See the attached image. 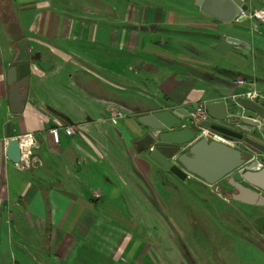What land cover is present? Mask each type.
Here are the masks:
<instances>
[{
    "label": "crops",
    "instance_id": "crops-1",
    "mask_svg": "<svg viewBox=\"0 0 264 264\" xmlns=\"http://www.w3.org/2000/svg\"><path fill=\"white\" fill-rule=\"evenodd\" d=\"M244 1L250 13L264 8ZM13 3L32 60L15 113L18 40L0 36V264H165L142 220L165 221L168 185L151 177L167 170L137 144L149 132L139 118L182 108L186 124L200 101L238 115L233 96L246 88L235 78L264 92V24L225 20L221 3L207 11L197 0ZM29 133L38 162L23 169L6 150Z\"/></svg>",
    "mask_w": 264,
    "mask_h": 264
},
{
    "label": "rangeland",
    "instance_id": "rangeland-1",
    "mask_svg": "<svg viewBox=\"0 0 264 264\" xmlns=\"http://www.w3.org/2000/svg\"><path fill=\"white\" fill-rule=\"evenodd\" d=\"M19 34V17L13 0H0V36L9 38ZM229 116L227 122L239 129L233 114ZM238 116L257 119L254 126H248L251 131L245 135L264 144V121L247 110L240 111ZM236 145L252 159L264 162V153L257 148L244 141ZM151 181L168 185L167 196L162 197L166 208H161L165 232L154 216L147 218L148 222L140 214L138 218L150 229L149 250L161 262L264 264V207L232 199L234 190L226 180L209 185L195 175L181 179L167 170L166 174L151 177Z\"/></svg>",
    "mask_w": 264,
    "mask_h": 264
},
{
    "label": "water",
    "instance_id": "water-1",
    "mask_svg": "<svg viewBox=\"0 0 264 264\" xmlns=\"http://www.w3.org/2000/svg\"><path fill=\"white\" fill-rule=\"evenodd\" d=\"M202 10H210L214 3H221L226 11L225 20L245 19L250 13L244 0H197ZM244 12L245 15L241 16ZM227 42H235L232 38ZM237 43V42H236ZM32 56L26 38L17 42V52L13 60L14 66L9 70V83L16 82L17 87H25L19 97H14L12 109L19 113L23 109V101L28 93L30 79V63ZM239 106L250 111L260 120L264 121V105L248 97H241ZM208 112L218 120H227L230 116L225 101L213 102L207 105ZM187 112L182 108L177 111L161 110L140 116L139 121L148 128L149 132L137 144L142 151H147L150 158L160 164L164 169L172 172L181 179L192 174L209 185H215L230 176V184L237 190L232 193V199L250 205L264 206V163L260 160L248 159L244 150L217 141L201 139L193 142L186 150L188 144L195 138L198 127L194 124L184 125ZM239 129L224 124H213L212 128L230 137L244 140L264 153V144L252 137L246 136L254 126L257 119L252 117L233 116ZM153 147V148H152ZM8 158L18 164L22 153L17 137L8 142L6 150ZM176 157V158H175ZM244 169L243 172L240 169Z\"/></svg>",
    "mask_w": 264,
    "mask_h": 264
},
{
    "label": "built area",
    "instance_id": "built-area-1",
    "mask_svg": "<svg viewBox=\"0 0 264 264\" xmlns=\"http://www.w3.org/2000/svg\"><path fill=\"white\" fill-rule=\"evenodd\" d=\"M245 13L242 12L241 16H244ZM246 17L254 18L255 20L264 24V8H260L255 10L252 13H249ZM233 84L237 87H245L246 89L238 94H235L233 97L234 99L239 102L241 97H248L254 101H257L260 104L264 105V92H261L255 86L250 85L248 80L244 77H237L233 80ZM117 116L120 115L118 112ZM210 114L208 112L207 103L205 101H200L195 109L190 114V121L184 125L190 126L194 124L198 127V131H196L195 138L193 141L189 142L188 144H184L182 146V150H186L193 142L201 139H207L209 141H217L221 142L230 146L237 147L236 143L238 140L236 138L230 137L222 132L211 127L209 123ZM67 134H72L73 129L68 127L65 129ZM51 134L54 139L59 140L61 134L60 127H54L51 129ZM20 147L22 158L21 162L18 165L23 169L31 168L38 162L35 150L40 147V141L34 134H24L19 138ZM153 148V147H152ZM243 168L240 170L243 172ZM192 174H188L190 177ZM94 198L98 199L101 197V192L94 191L93 192Z\"/></svg>",
    "mask_w": 264,
    "mask_h": 264
},
{
    "label": "flooded vegetation",
    "instance_id": "flooded-vegetation-1",
    "mask_svg": "<svg viewBox=\"0 0 264 264\" xmlns=\"http://www.w3.org/2000/svg\"><path fill=\"white\" fill-rule=\"evenodd\" d=\"M226 126H227V125H226ZM228 126L232 127V125H228ZM246 136H247V135H246ZM236 139H237V138H236ZM237 140L240 141V142H241V141H244L243 139H242V140L237 139ZM244 142H245V141H244ZM248 144H249V143H248ZM244 152L246 153V156H249L248 159H252L251 156L248 155V152H246V151H244ZM253 160H256V159H253ZM261 162H263V161H261ZM263 163H264V162H263ZM240 170H241V169H240ZM170 173H171L172 175H174L175 177H178V176H176L175 174H173L172 172H170ZM229 178H230V176L224 178L223 180H226V181L229 183V185H231V184H230V179H229ZM221 181H222V180H221ZM231 186H232V185H231ZM232 187H233V186H232ZM232 189L234 190V192H232V193H237V190H236L234 187H233ZM232 193H231V194H232ZM261 193L264 195V190H262ZM231 198H232V197H231ZM237 202H239V201H237ZM254 206H259V205H254ZM261 207H264V206H261Z\"/></svg>",
    "mask_w": 264,
    "mask_h": 264
},
{
    "label": "trees",
    "instance_id": "trees-1",
    "mask_svg": "<svg viewBox=\"0 0 264 264\" xmlns=\"http://www.w3.org/2000/svg\"><path fill=\"white\" fill-rule=\"evenodd\" d=\"M22 37H23V36L20 35V34H19V35H16V36H15V38H16L15 40H16V41H17V40H20V39H22Z\"/></svg>",
    "mask_w": 264,
    "mask_h": 264
}]
</instances>
